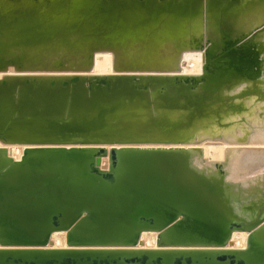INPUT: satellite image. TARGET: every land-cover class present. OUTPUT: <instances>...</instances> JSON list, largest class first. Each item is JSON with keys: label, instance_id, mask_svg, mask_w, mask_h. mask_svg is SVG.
I'll list each match as a JSON object with an SVG mask.
<instances>
[{"label": "bare ground", "instance_id": "obj_1", "mask_svg": "<svg viewBox=\"0 0 264 264\" xmlns=\"http://www.w3.org/2000/svg\"><path fill=\"white\" fill-rule=\"evenodd\" d=\"M263 26L264 0H0V251L264 240L234 161L264 143Z\"/></svg>", "mask_w": 264, "mask_h": 264}, {"label": "water", "instance_id": "obj_2", "mask_svg": "<svg viewBox=\"0 0 264 264\" xmlns=\"http://www.w3.org/2000/svg\"><path fill=\"white\" fill-rule=\"evenodd\" d=\"M235 58L231 66L241 65L247 55L239 50ZM0 264H264V240L251 234L242 250L0 251Z\"/></svg>", "mask_w": 264, "mask_h": 264}, {"label": "rangeland", "instance_id": "obj_3", "mask_svg": "<svg viewBox=\"0 0 264 264\" xmlns=\"http://www.w3.org/2000/svg\"><path fill=\"white\" fill-rule=\"evenodd\" d=\"M260 33L261 32H264V26L262 27V29H261V31H259ZM0 76H1V74H0ZM264 83V82H263ZM232 146H234V147H236L234 144H231ZM231 145H227V146H231ZM231 146V147H232ZM239 145H237V147H238ZM244 146H246V147H244ZM252 146V147H251ZM254 146H256V147H254ZM263 146V147H262ZM239 147H241L244 151L242 152V153H240L236 158H235V163H236V170H235V176L236 177H238V178H241V177H247V176H249V175H254V174H256V173H261V171L262 170H264V163H262L261 164V161L258 163L257 162V160H255L254 162H251V163H253L252 164V166L250 165L251 163H247V162H245L244 161V159L243 158H245L246 159V156L250 153V150L252 151L251 152V154L253 153L254 154V152H255V154H258V155H264V143L262 142V144H261V142H259V143H256V144H241V146H239ZM248 147V148H247ZM227 148V147H226ZM246 149H249V153H247L248 152V150H246ZM260 150V151H259ZM259 151V152H258ZM244 152H246V154L244 155ZM263 152V153H262ZM262 153V154H261ZM222 159H223V157H222ZM222 159H217L218 161H222ZM242 160V161H241ZM209 161H215V160H209ZM246 163H244V162ZM262 162H264V161H262ZM242 163H243V166H245V167H242ZM240 164V165H239ZM247 165H249L250 166V168H249V166H247ZM248 167V169H247V167ZM239 168H240V170H239ZM239 172H238V171ZM242 170V171H241Z\"/></svg>", "mask_w": 264, "mask_h": 264}]
</instances>
